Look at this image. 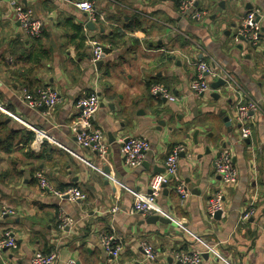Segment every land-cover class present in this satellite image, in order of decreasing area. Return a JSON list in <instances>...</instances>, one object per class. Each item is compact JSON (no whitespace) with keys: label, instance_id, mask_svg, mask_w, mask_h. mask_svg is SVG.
Listing matches in <instances>:
<instances>
[{"label":"crops","instance_id":"obj_1","mask_svg":"<svg viewBox=\"0 0 264 264\" xmlns=\"http://www.w3.org/2000/svg\"><path fill=\"white\" fill-rule=\"evenodd\" d=\"M10 1L0 0V212L6 208L13 214L0 219V232L10 230L17 249L1 253L0 264H29L36 252L55 253V264H177L175 252H199L200 264H264V0H196L207 14L198 23L180 15L181 0H89L106 18L93 31L72 5L83 0H13L43 22L36 39L22 32ZM253 10L261 24L256 46L237 33ZM79 34L101 45L98 69ZM199 58L223 70L247 100L257 103L249 140H239L229 89L211 88L216 81L208 78L209 93L190 94L191 64ZM154 84L180 102L152 97L148 88ZM45 87L60 99L48 117L21 98ZM93 92L100 101L93 124L110 145L105 160L74 139L76 102ZM35 130L46 136L39 152L28 146ZM131 137L149 143L135 168L125 165L120 151ZM179 145L185 157L179 158L177 181L161 190L156 199L161 212L152 214L169 223L148 224V216L132 212V192L149 193V177L164 173L167 156ZM224 149L238 173L227 187L214 171ZM39 173L56 190H79L85 201L42 192ZM111 180L122 186L115 214ZM178 183L188 192L183 203L174 189ZM217 192L223 194L219 220L207 212ZM250 204L253 215L239 223ZM61 214L71 221L63 230ZM104 235L119 243L116 259L101 246ZM143 243L157 250L155 262L145 259Z\"/></svg>","mask_w":264,"mask_h":264},{"label":"built area","instance_id":"obj_2","mask_svg":"<svg viewBox=\"0 0 264 264\" xmlns=\"http://www.w3.org/2000/svg\"><path fill=\"white\" fill-rule=\"evenodd\" d=\"M196 0H181L179 2V13L185 18L198 23L203 21L207 14L204 11L198 10L195 6ZM74 8L84 13L87 22L93 24L106 23L105 14L98 10L95 6V2L89 0L72 2ZM9 8L18 22L22 32L30 39L39 38L42 29L43 22L37 19L31 9L22 6L15 1L9 2ZM237 33L243 37L247 43L256 46L261 37V24L258 19V12L253 10L248 12L238 27ZM90 48V63L95 66L97 62L102 59L103 52L101 45L96 40H87ZM191 66L194 68V77L190 80L188 88L189 92L193 96H202L210 92V83L208 78L212 81L222 79L225 82V87L230 90L235 98L234 117L236 123L239 125V140L245 141L251 138V114L258 110L257 103L252 100H247V96L238 88L231 80V78L223 72V70L211 69L204 59L199 58L195 60ZM149 94L158 99H164L169 103H178L180 98L173 95L162 85L154 84L149 86ZM24 103L32 109H43L44 114L48 117L52 114L53 110L59 103L58 93L50 88L45 87L36 91L34 95H29L23 92L21 96ZM99 97L96 92L87 94L79 98L76 102L77 116L74 122V139L76 144L81 149L89 150L95 153L99 158L105 160L110 148L109 143L105 140L104 132L101 128L93 124V117L99 109ZM15 121H19L18 118L13 117ZM45 134L43 131L35 130L32 141L29 144L30 150L33 152H39V148L44 141ZM149 150V143L145 139L137 137L128 138L126 142H122L121 154L123 156L125 165L128 168H135L141 165L144 161L145 153ZM185 148L182 145L176 146L167 156L164 166V173L153 174L148 179L149 193H135L133 195L132 212L142 214L143 216H149L152 214L160 213L161 210L157 206L156 199L159 196L161 190L177 181V174L179 168L180 153L184 152ZM214 171L216 176L219 177L221 185L223 187L230 186L237 181L238 173L232 163V157L228 150H222L218 157L214 161ZM37 183L40 190L44 193H48L60 200H68L70 202H82L85 201L86 196L75 188H67L63 191L56 190L48 182L46 177L39 173L37 174ZM113 189V197L115 204L111 209V214L118 212V202L120 200L119 189L122 187L117 181L111 180ZM177 195L179 196L180 203H183L188 192L186 187L182 183H178L174 187ZM223 211V194L217 192L208 202L207 212L209 216H213L216 212ZM254 210L250 204L239 218V223H245L251 218ZM11 210L4 208L0 212V219L7 215H12ZM61 230L64 227L71 225V221L66 219L61 214ZM101 246L103 247L107 256L112 259H116L121 251L119 243H115L113 236H102L100 239ZM17 249V240L10 230L0 232V254L5 251H14ZM145 259L150 262H155L159 254L151 245L143 243L141 245ZM55 253H34L29 260V264H55ZM173 258L177 264H200L201 253L199 252H175Z\"/></svg>","mask_w":264,"mask_h":264},{"label":"water","instance_id":"obj_3","mask_svg":"<svg viewBox=\"0 0 264 264\" xmlns=\"http://www.w3.org/2000/svg\"><path fill=\"white\" fill-rule=\"evenodd\" d=\"M220 7L223 8L224 7L223 4H220ZM85 27L88 30H90V31H93L95 29L94 24L91 23V22H87ZM100 65H101V62L100 61L97 62V65H96L97 66V69L99 68ZM222 86H225V82L222 79H218L215 83L211 84V88H213V89H217V88L222 87ZM40 110H42V109H40ZM195 135H196V133L194 134L193 137H195ZM187 137H189V135H187ZM113 141H114L113 138H110V142H113ZM126 141L127 140H125L124 142H126ZM206 153H209V151L206 150ZM180 157L184 158L185 157V153L184 152L180 153ZM143 166L146 167L147 164L144 163ZM220 216H221V212H216V213L213 214V217H214L215 220H219L220 219ZM146 222L148 224H154L155 222H160V223H163V224H167V223H169V220L164 219V218H162V217H160L158 215H149L148 218H146Z\"/></svg>","mask_w":264,"mask_h":264},{"label":"trees","instance_id":"obj_4","mask_svg":"<svg viewBox=\"0 0 264 264\" xmlns=\"http://www.w3.org/2000/svg\"><path fill=\"white\" fill-rule=\"evenodd\" d=\"M78 38H79V40L83 43V44H85L86 43V40H87V38H85V36H84V34L82 35H78ZM148 90H149V88H148ZM32 139H33V137L31 138V140H29L28 141V146H29V144H30V142L32 141Z\"/></svg>","mask_w":264,"mask_h":264}]
</instances>
